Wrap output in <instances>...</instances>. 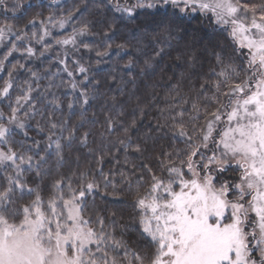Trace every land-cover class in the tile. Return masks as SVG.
Listing matches in <instances>:
<instances>
[{"label":"trees","instance_id":"1","mask_svg":"<svg viewBox=\"0 0 264 264\" xmlns=\"http://www.w3.org/2000/svg\"><path fill=\"white\" fill-rule=\"evenodd\" d=\"M235 1L264 21V0ZM142 2L0 0V125L23 123L1 145L0 228L76 200L97 264L157 260L142 203L215 154L260 74L212 13Z\"/></svg>","mask_w":264,"mask_h":264},{"label":"rangeland","instance_id":"2","mask_svg":"<svg viewBox=\"0 0 264 264\" xmlns=\"http://www.w3.org/2000/svg\"><path fill=\"white\" fill-rule=\"evenodd\" d=\"M5 1L13 9L27 2ZM158 1L210 12L217 24L230 25L260 76L248 95L232 102L215 154L193 164L177 191L168 186L158 200L142 203L146 228L160 246L153 264H264V21L248 16L235 0ZM3 40L0 34V47ZM8 123L0 125V162L12 160L1 146L8 132L23 127ZM228 167L233 172L218 173L217 185L215 171ZM235 172L236 184L225 181ZM93 243L76 200L54 203L47 213L38 204L20 225L0 228V264H97Z\"/></svg>","mask_w":264,"mask_h":264}]
</instances>
